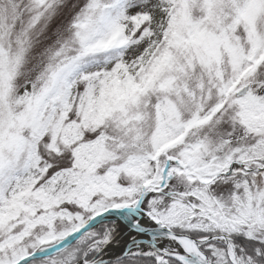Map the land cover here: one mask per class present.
I'll use <instances>...</instances> for the list:
<instances>
[{
	"label": "snow or ice",
	"instance_id": "snow-or-ice-1",
	"mask_svg": "<svg viewBox=\"0 0 264 264\" xmlns=\"http://www.w3.org/2000/svg\"><path fill=\"white\" fill-rule=\"evenodd\" d=\"M0 264H264V0H0Z\"/></svg>",
	"mask_w": 264,
	"mask_h": 264
}]
</instances>
